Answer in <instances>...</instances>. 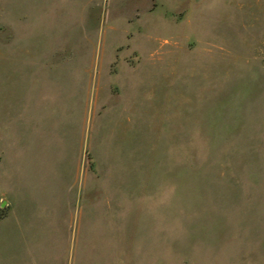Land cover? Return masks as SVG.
Segmentation results:
<instances>
[{
  "label": "rangeland",
  "instance_id": "374dc122",
  "mask_svg": "<svg viewBox=\"0 0 264 264\" xmlns=\"http://www.w3.org/2000/svg\"><path fill=\"white\" fill-rule=\"evenodd\" d=\"M0 264H264V0H0Z\"/></svg>",
  "mask_w": 264,
  "mask_h": 264
}]
</instances>
